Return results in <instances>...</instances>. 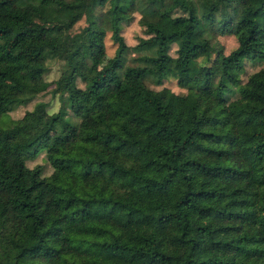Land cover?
I'll return each mask as SVG.
<instances>
[{
    "label": "trees",
    "instance_id": "obj_1",
    "mask_svg": "<svg viewBox=\"0 0 264 264\" xmlns=\"http://www.w3.org/2000/svg\"><path fill=\"white\" fill-rule=\"evenodd\" d=\"M0 264H264V0H0Z\"/></svg>",
    "mask_w": 264,
    "mask_h": 264
},
{
    "label": "rangeland",
    "instance_id": "obj_2",
    "mask_svg": "<svg viewBox=\"0 0 264 264\" xmlns=\"http://www.w3.org/2000/svg\"><path fill=\"white\" fill-rule=\"evenodd\" d=\"M137 18L138 15L134 13L132 18H130L128 21H125L122 24L121 35L124 39V42L128 45L134 44L136 38L142 35L141 27L137 23ZM83 25H84L83 19H79L71 26L70 32L72 34L76 33ZM215 38L218 41V44L221 45V49L223 53H227L236 45L235 38L232 35L218 34L215 36ZM103 44H104V49L103 52L99 54L97 57L96 68H101L107 63L115 47V44L109 38L108 31H105V34L103 36ZM170 54H173V48L170 50ZM61 64L62 62L59 59L53 56H46L44 60V70L42 72V79L51 84L52 81L57 78L61 69ZM262 64H263L262 61L250 63L246 60L244 62V71L240 75L241 80L244 81L249 73L258 69ZM146 83L149 87L152 88H159L160 86H163L169 88L174 92L182 91L177 87L176 81L172 78L162 80L161 85H157V86L153 85L148 81ZM38 101L46 103L47 113L55 112L59 104L56 99V96L51 95L49 87L47 86L45 90L36 92L30 98V100H28L25 103V105H18L14 107L12 110H10L8 112L9 117L12 119L20 117L24 112V110L31 109L33 105ZM25 163L30 167L36 163L42 164L44 175L48 174L50 171V167L44 160L43 152H38L35 158L30 160H25Z\"/></svg>",
    "mask_w": 264,
    "mask_h": 264
}]
</instances>
